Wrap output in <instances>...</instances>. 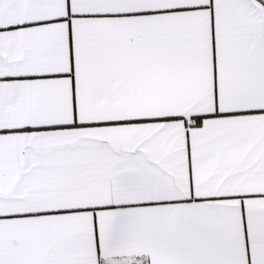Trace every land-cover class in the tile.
Here are the masks:
<instances>
[{"label":"snow or ice","instance_id":"1","mask_svg":"<svg viewBox=\"0 0 264 264\" xmlns=\"http://www.w3.org/2000/svg\"><path fill=\"white\" fill-rule=\"evenodd\" d=\"M0 264H264V0H0Z\"/></svg>","mask_w":264,"mask_h":264}]
</instances>
